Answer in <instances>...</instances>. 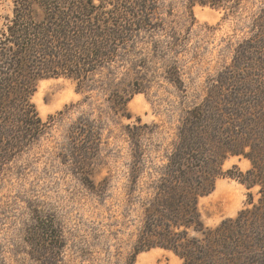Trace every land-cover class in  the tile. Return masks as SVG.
<instances>
[{"label":"trees","instance_id":"obj_1","mask_svg":"<svg viewBox=\"0 0 264 264\" xmlns=\"http://www.w3.org/2000/svg\"><path fill=\"white\" fill-rule=\"evenodd\" d=\"M243 1L13 0L11 16L5 17L0 26V171L12 156L34 143L53 120L50 116L42 121L30 101L36 82L67 77L76 82L79 93L84 95L83 102L89 99L92 109L101 107L97 118L83 111L69 124V148L65 147V151L72 157L73 174L93 193L97 188L96 195L103 203L107 178L98 186L91 181L103 142V112L113 115L105 121L130 119L128 101L146 88L143 72L134 65L125 70L121 81L111 77L115 83L108 82V74L120 60L122 49L137 38H152V34L160 32L170 35L168 44L185 46L194 24L193 5H209L233 15ZM177 4L180 7L175 8ZM259 10L251 22L250 35L235 46L230 64L207 79L197 96L184 95L192 101L180 109L176 132L139 201L140 228L123 264H133L137 253L152 247L171 250L183 260L182 264H222L221 260L226 264L222 256L228 252L225 254L222 249L231 246L227 247L228 238H224L227 222L209 229L203 225L197 208L198 199L213 190L219 177L234 178L248 188L261 186L259 205L253 207L258 209V225L263 229L258 237L252 232L249 242L254 244L252 251L264 249V77L257 73L264 72V6ZM152 43L153 49L159 47V42ZM169 49L178 54L176 48ZM166 71L167 81L182 92L181 68L173 62ZM100 98L99 103L105 107L98 104ZM129 132L132 159L125 186L127 199L135 194L144 165L141 136ZM230 156L247 158L251 168L245 172L235 165L223 169ZM45 229L49 230L37 227L34 234L40 238L46 234L49 243L53 240L51 249H59L58 234L43 232ZM191 231L200 233L202 238L190 235ZM234 247L229 250L234 254L231 264L242 258L241 251ZM49 261L56 264L55 256ZM258 263L264 264L260 260Z\"/></svg>","mask_w":264,"mask_h":264},{"label":"rangeland","instance_id":"obj_2","mask_svg":"<svg viewBox=\"0 0 264 264\" xmlns=\"http://www.w3.org/2000/svg\"><path fill=\"white\" fill-rule=\"evenodd\" d=\"M242 3L233 15H225L223 9L209 5H193L194 24L185 46L168 44L170 35L160 32L152 34V38H137L127 49H122L120 60L108 74V82L121 81L125 70L134 65L143 72L146 88L128 101L130 119L105 121L113 115L103 112L102 119L106 123L100 132L103 142L91 176L97 186L104 177L108 180L103 203L96 195L97 188H94V194L73 174L72 157L65 151V147L69 148L68 142L66 145L69 124L83 111L91 118H97L102 112L101 107L92 109L89 99L83 102L84 95L70 78L48 77L36 82L30 101L42 121H47L50 116L53 120L34 143L12 156L6 168L0 171V264H51L49 260L53 261L54 256L56 264L125 262L140 228L139 201L149 188L147 183L155 177V169L161 164L163 152L176 132L180 109L192 101L184 95L197 96L207 79H212L218 69L230 64L235 46L250 35L251 22L264 6V0H244ZM13 7V0H0V26L5 23V17L11 16ZM179 33L184 34L183 31ZM154 41L159 42L158 48L153 49ZM169 47L176 48L178 54ZM151 52L167 57L161 59ZM173 62L182 70V92L166 79V70ZM257 73L264 77V72ZM99 102L102 98L98 104L105 107ZM129 131L141 136L144 165L139 186L135 187L133 197L127 199L125 186L132 159ZM234 165L242 172L251 168L247 158L230 156L224 161L223 169ZM260 188V185L248 188L234 178L219 177L213 190L198 199L197 208L205 227L215 229L223 221L227 222L224 238H228L227 247L231 246L222 249L225 254L228 252L222 256L226 264H231L234 258L229 251L232 246H236L234 249H239L242 255L241 261L234 264L264 262V249L258 253L252 251L254 244L249 242L252 232L258 233V237L263 229L258 225V209L253 207L259 205ZM37 227L49 229L43 232L58 234L59 249H51L53 240L49 243L46 234L42 238L35 235ZM190 235L202 238L195 231ZM43 245L50 248L44 249ZM212 245L214 247V242ZM220 262L223 264L222 260ZM182 263L174 252L161 247L137 253L133 262Z\"/></svg>","mask_w":264,"mask_h":264}]
</instances>
